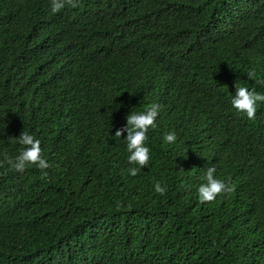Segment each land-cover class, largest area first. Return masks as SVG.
<instances>
[{
	"label": "trees",
	"instance_id": "1",
	"mask_svg": "<svg viewBox=\"0 0 264 264\" xmlns=\"http://www.w3.org/2000/svg\"><path fill=\"white\" fill-rule=\"evenodd\" d=\"M233 1L237 25L204 41L132 21L185 13L183 0H113L127 47L176 78L178 103L149 93L132 105L85 32L61 20L46 32L0 0V264H264V102L251 120L231 106L236 85L264 94V0ZM154 102L149 166L132 176L127 132H115ZM23 130L41 141L47 176L10 168ZM208 167L231 191L200 202Z\"/></svg>",
	"mask_w": 264,
	"mask_h": 264
},
{
	"label": "clouds",
	"instance_id": "2",
	"mask_svg": "<svg viewBox=\"0 0 264 264\" xmlns=\"http://www.w3.org/2000/svg\"><path fill=\"white\" fill-rule=\"evenodd\" d=\"M3 4L13 14L23 19H32L33 24L46 32L58 30L53 25L54 20H61L69 25L81 29L91 39L93 50L103 60L104 67L115 73L110 80L114 87L123 84V95L132 105L146 94L155 93L173 104L177 100L170 98L169 91L175 89V77L161 67L156 61L146 57L140 58L135 51L127 47L132 43V36L125 28L127 20H121L112 11L113 0H3ZM235 2L233 0H183L182 13L179 6L171 7V13L161 17L151 13L147 16L134 17L132 21L141 25L155 23L169 34L194 36L204 41H209L227 33L236 26L234 21ZM80 8V9H77ZM91 11V15L87 13ZM100 13L101 20L98 17ZM116 17V19H115ZM177 25H185L181 28ZM113 36L123 38L124 43L112 44ZM264 37V33L262 36ZM238 55H242L241 47L233 48ZM93 52V51H92ZM254 70L247 73L248 79L255 78ZM264 84V81L260 82ZM231 97V106L238 113L245 114L248 119L256 116L257 105L264 102V94L249 90L247 87L237 85ZM60 90H57V93ZM64 96L59 97L64 109ZM136 112H130L126 117V125L115 132L114 138H120L127 132L126 151L130 165L128 172L136 176L138 171L149 166L150 149L146 146L147 133L158 129L161 104L154 102L149 105H137ZM53 107L51 112H61ZM182 115L178 116L176 122ZM22 146L21 151L14 159H8L10 168L16 172H23L30 166H35L44 176L50 167L42 155L41 141L32 134L24 131L16 138ZM164 140L175 143V132L168 133ZM7 159V157H6ZM216 168L208 167L201 183L198 194L200 202H210L222 193L230 192L231 188L222 180L216 178ZM155 191L161 195L166 192V187L160 182L154 185ZM1 242V241H0Z\"/></svg>",
	"mask_w": 264,
	"mask_h": 264
}]
</instances>
